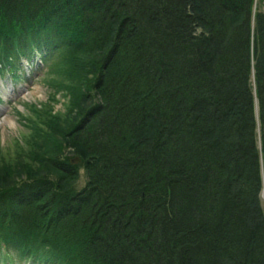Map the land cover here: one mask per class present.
<instances>
[{
	"label": "trees",
	"instance_id": "obj_1",
	"mask_svg": "<svg viewBox=\"0 0 264 264\" xmlns=\"http://www.w3.org/2000/svg\"><path fill=\"white\" fill-rule=\"evenodd\" d=\"M253 4L0 0V65L56 53L67 81L52 86L70 94L33 130L53 152L0 157L8 252L30 264H264V10ZM76 95L89 104L72 114ZM67 145L83 158L79 189L76 160L58 153Z\"/></svg>",
	"mask_w": 264,
	"mask_h": 264
},
{
	"label": "rangeland",
	"instance_id": "obj_2",
	"mask_svg": "<svg viewBox=\"0 0 264 264\" xmlns=\"http://www.w3.org/2000/svg\"><path fill=\"white\" fill-rule=\"evenodd\" d=\"M258 9L264 10V1L254 0L253 12ZM59 60L60 58L56 53H52L47 58H41L38 53H34L29 60L20 56L8 66L7 64L0 65V157L4 156L12 159L15 154L23 157V150L19 149V146L25 147L26 144H30V151L34 156H37L38 153L41 154L44 146L48 147L50 152L55 150L52 144L46 143L44 146L40 144L38 137L34 140L35 131L33 130L37 125L36 120L41 119L43 116L46 117V111L58 113V111L66 112L68 110L65 104L70 101V94L65 96L62 91L55 92L52 86L56 81H67L62 73L64 66L62 58ZM10 65L11 67H9ZM94 98L92 97V100ZM76 101H79V103L73 107L74 109L72 108V114H76L80 103L84 106L89 104V102H84V99H79L77 95L72 103ZM5 117H8L9 120L6 121ZM255 117L258 118V115ZM67 122L68 120L63 117L64 124L62 125L65 126ZM37 148H40L39 151ZM78 152L80 151L68 145L63 146L58 151L61 159L71 157L76 160V169L73 170V172L76 171V174H73V181L70 182L72 187L76 189L82 187L85 180L83 168L81 167L83 158L77 154ZM49 174L51 173L45 171L46 177ZM261 175L263 181V173ZM261 196L264 202V187ZM5 253L6 255L10 254V256L1 257ZM0 264L29 263L27 259L19 255L17 250L8 252L0 244Z\"/></svg>",
	"mask_w": 264,
	"mask_h": 264
},
{
	"label": "bare ground",
	"instance_id": "obj_3",
	"mask_svg": "<svg viewBox=\"0 0 264 264\" xmlns=\"http://www.w3.org/2000/svg\"><path fill=\"white\" fill-rule=\"evenodd\" d=\"M254 113H255V116L258 115V104H257V101L255 102V105H254ZM6 121H8V117H5L4 118ZM258 119V118H257Z\"/></svg>",
	"mask_w": 264,
	"mask_h": 264
}]
</instances>
